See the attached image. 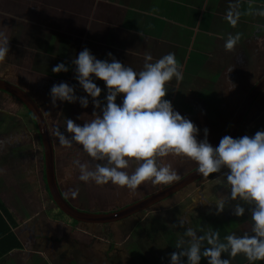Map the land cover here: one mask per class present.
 Wrapping results in <instances>:
<instances>
[{
	"label": "rangeland",
	"instance_id": "rangeland-1",
	"mask_svg": "<svg viewBox=\"0 0 264 264\" xmlns=\"http://www.w3.org/2000/svg\"><path fill=\"white\" fill-rule=\"evenodd\" d=\"M120 1L136 11L141 10V6H144L143 2H148V0ZM164 1L165 3H163L161 10H158V15L172 21L169 22L171 28L168 27V29H172L173 24H176V22L178 28L188 27L192 23L195 26V28H192L194 31L195 29H206L207 32H205L204 38L205 40L208 39V43L210 40V43L212 40L216 43V52H213L210 44L200 47L197 42L193 46H197L198 49L193 50L192 47L191 51L193 53L189 49L184 51L182 49L178 51L167 49V52L175 54L183 72V79L178 82L175 80L168 82L166 85L168 91L163 97L170 100L173 108L182 116L190 118L198 129L202 130L206 127L208 129V142L215 146L219 139L227 134L231 120L243 103L246 94L264 75V16L258 14V10L264 9V0H246V5H242L244 1L235 2V0H232L229 2L239 5L227 4L231 5L228 9L226 8L227 5L225 6L228 0H222L223 6L219 12L223 10L226 16L229 12L233 13L237 20L235 25H231L228 20L226 22L225 19H220L217 14L209 16L205 13L197 17L198 21L189 22L184 14L188 7L181 8V5L175 0ZM192 2L194 1L189 0L190 10L195 9ZM196 8L201 9L202 7ZM211 8L216 10L217 6L212 5ZM191 15L194 16L193 13ZM134 16L136 17L137 15ZM139 22L137 19L134 20L135 30H145L146 28ZM41 23L44 24V22ZM212 27L214 30H212ZM165 29H167V26ZM192 29H189V35L193 32ZM117 30L118 32L113 31L110 33L108 38H98L97 33L100 34L101 31L91 37L90 40L101 39L95 43L97 44L95 47L100 52L98 54H105L106 52L113 54L115 52L113 55L116 58L118 50L114 51L112 49L116 44L124 46L123 50L138 49L137 40L139 38L129 35H137L136 33L126 32L121 27ZM236 33H239V40L233 49L225 50L224 47L222 48L221 44H224L228 34ZM258 37H261L260 41L257 40ZM30 45L22 44L16 47L9 44V53L3 61H0V79L11 82L27 91L39 107L42 108L53 142L56 163L55 176L63 196L79 209L102 212L128 205L166 186L154 185L149 180L142 182L135 190H130L110 183L96 186L91 182L85 183L77 179L78 169L73 164V160L88 161L89 167H94L95 163H102V161L92 160L76 143H73L70 147L62 146L58 143L57 137L53 134L54 129L58 128L63 132L65 118H68V115H66V110H63L64 102L58 101L56 106L49 103L48 91L53 83L61 81L72 85L77 97L81 96L80 92L82 89L73 79L71 70L73 66L70 63H66L70 66L69 71L58 72L60 75L53 73L51 68L57 63L56 60L43 56L39 50L41 49L40 47L34 48ZM77 50L78 48L74 47L73 52ZM236 57H238V61ZM186 58H189L188 60L191 63H188ZM235 60L236 64H234ZM119 61L124 63L125 58L123 57ZM205 66L206 68L202 69ZM230 68L231 70L229 71ZM226 71L229 73L227 78L223 74ZM33 77L38 78L34 81H29ZM101 82L99 80L97 84L100 85ZM101 88L103 89V85ZM102 94L103 92H101V96ZM1 104L6 110L10 111V109L6 108V106L8 107L7 102L4 101ZM16 108L15 112L18 114V118L11 116L9 113L0 117V132L4 134L3 136L7 135L9 137L15 129L14 124L18 125L16 128V133L18 134V140L16 141L18 142L17 152H8L5 155L6 157L1 156L0 159L1 166L5 168L4 171L0 170V184L3 185L4 183V187L9 188L10 180L12 181L10 185L17 190L15 194L18 195V205L22 202L25 203L24 206L33 208L44 201L47 202L48 208L52 209L56 205L52 199V201L48 199L44 191V185L41 182L40 173L43 169L42 146L39 136L37 137V128L27 114L26 108L19 101ZM196 109L200 110L197 111ZM92 118L93 112L91 114L86 113L79 116V118L76 116L73 120L76 123H82ZM261 128H264V87L253 100L240 124L237 136L244 134L250 136ZM65 135L68 134L65 133ZM202 135V131H198L197 139L199 140ZM157 163L169 165L177 174L176 180L196 167L195 163L189 158L172 153L159 157ZM133 167L134 165H130L127 170L131 171ZM4 174L8 175L6 180H4ZM218 175L219 173H211L209 177L201 176L199 179L174 192V194L165 196L158 202L118 221L103 225L76 222L73 227L72 238L75 237L74 240H79L81 244H91L93 252L90 255L92 258H97L98 260L96 259L94 262L99 264L103 261L106 262L105 260H108V264L109 261L112 264H150V259L167 249L164 250V244L165 238L171 232V225L168 224L171 219L187 217L189 223L183 227H192L199 232L208 231L209 229L217 231V220L223 219V216L228 218L236 217L231 214L230 209L235 202L228 200L225 202V208L219 214H212L215 211L214 202L217 197H226L228 191L221 184L216 183L215 178ZM220 179L222 180L223 177H220ZM74 190L76 195L72 196L71 192ZM194 197L196 202L193 200ZM247 209L248 206H246V216L250 213ZM49 212L51 213L52 211ZM55 212L57 213V210ZM64 218L68 222L73 223L67 216L64 215ZM156 221L158 224L155 223ZM159 223H162V226ZM86 227H89V229ZM228 227L227 234L235 232L239 235L249 231L250 220L243 216L238 219L236 217V220L229 221ZM218 234L221 241L227 235L222 232ZM98 236L100 237L98 238ZM129 237L135 239L133 242L135 244L129 252L133 257H128L123 253ZM119 241L122 242L120 243ZM116 248L118 249L116 250ZM96 250H101L103 256H96ZM90 262L88 260V262L80 264H90ZM73 264L75 263L73 262Z\"/></svg>",
	"mask_w": 264,
	"mask_h": 264
},
{
	"label": "clouds",
	"instance_id": "clouds-1",
	"mask_svg": "<svg viewBox=\"0 0 264 264\" xmlns=\"http://www.w3.org/2000/svg\"><path fill=\"white\" fill-rule=\"evenodd\" d=\"M258 14L264 16V9L258 10ZM226 19L231 25L237 22L231 12ZM238 40L239 33L228 34L223 47L232 50ZM8 41L9 37L0 31V61L9 53ZM105 56L109 59L97 58L83 47L70 59L73 79L84 95L77 97L74 87L65 81L53 83L48 91L53 106L58 101H78L81 108L92 105V119L76 123L65 118L64 131L57 128L53 133L60 145L70 147L76 143L92 160L102 161L89 167L88 161L73 160L78 169L77 179L96 186L110 183L130 190L149 180L154 185H167L177 179V174L169 165L158 164V158L169 153L187 157L203 177L219 173L216 183L228 190L226 197H217L212 214H219L226 200L235 202L230 209L236 217L244 215L248 206L250 229L239 235L230 232L221 241L215 230L198 232L185 227L175 250L168 253V264H200L202 257L206 264H230V258L237 254H243L249 262L264 259V128L250 136L225 134L213 146L208 142L206 127L198 129L173 108L170 100L163 98L168 82L183 79L174 53L168 52L155 60L150 53H144L139 71L117 60L111 52ZM51 71L67 72L69 67L57 62ZM97 79L103 82V89L95 82ZM198 131L203 133L199 140ZM130 165L134 167L128 171ZM71 195L75 196L76 191ZM193 200L196 202L195 197ZM187 223V217L175 222L180 227Z\"/></svg>",
	"mask_w": 264,
	"mask_h": 264
},
{
	"label": "crops",
	"instance_id": "crops-1",
	"mask_svg": "<svg viewBox=\"0 0 264 264\" xmlns=\"http://www.w3.org/2000/svg\"><path fill=\"white\" fill-rule=\"evenodd\" d=\"M175 1L181 5V8L188 7L184 14L189 22L192 21L194 23L202 13L209 16L217 14L220 19H225L227 22L226 14L223 10L219 12L223 6L222 0H193L192 5L195 9H191L192 12L189 0ZM229 1L232 0H228L225 6L232 3ZM241 1H244L242 5H246V0ZM163 3H165L164 0H148L147 3L143 2L144 6H147H141V10H137V12L133 8L123 4L120 0H0V31H3L9 37L8 43L12 46L18 47V45L22 44H31L34 48L40 47L41 49L39 50L43 56L66 64L83 47H89L90 51L97 58L109 59L104 53L98 54L100 52L95 47L97 45L95 44L96 41L101 39H90L98 31H101L100 34L97 33L98 38H108L110 33L113 31L118 32L117 29L121 27L126 32L137 34L129 35L139 38L137 40L138 49L131 51L127 49L123 50L124 46L117 44L112 49L114 51L118 50L117 60L124 57L125 61L123 62L125 65L132 67L136 71L142 68L143 56L146 52L150 53L153 60H155L168 53L167 49H174L175 51L179 49H182V51L189 49L191 51L192 47L193 50L198 49L197 46H193L197 41L201 43L198 46H202V44L208 46L210 44L213 52H216V43L213 40L211 43V40L209 43L208 39L205 40L204 35L207 31L204 28L200 30L195 29L194 31L192 28H195V26L192 23L188 27L182 25V28H178L176 22V24H173L172 29H168V27L171 28L169 22L172 21L158 15V10H161ZM212 5H216L217 9H212ZM232 5L238 6L239 4L232 3ZM228 7H231V5L226 6L227 9ZM192 13L194 16L191 15ZM134 15L137 16L135 17ZM135 19L140 21L146 29L136 31V27L134 26ZM41 22H44V24ZM166 26L167 29H165ZM114 27L115 29H113ZM190 28L193 32L189 35ZM212 30H214L213 27ZM257 40L260 41L261 37H258ZM221 46L223 48V43ZM74 47L78 48L75 52H73ZM191 52L193 53V51ZM188 59L186 58V61ZM187 62L191 63L189 60ZM66 65L70 69L69 64ZM205 68L206 66L202 69ZM59 73L57 74L60 75ZM98 82L99 79L96 80V83ZM102 85L103 82L99 86ZM80 94L84 95L83 91ZM4 101L7 102L8 107L6 106V108L10 109V111L2 107L3 105L0 106V117L9 113L11 116L18 118V114L15 112L18 102L14 101L10 94H6V92L0 90V104ZM117 103H119V99H117ZM63 110H66L68 118L74 119L76 116H82L86 113L91 114L92 105L89 103L87 108H81L78 105V101L73 103L64 102ZM17 127L18 125L14 124L15 129L9 137L7 135L3 136L4 134L0 132V159L1 156H5L8 152H17ZM36 133L38 137V132ZM1 169L5 170L0 164ZM7 177L8 175L4 174V180ZM10 184H12L11 180ZM10 184L9 188L4 187V183L3 185L0 184V204L9 214L11 218L10 231L19 240L21 246L20 248H12L0 254V264H73V262L80 264L88 262V260L91 261L90 264H99L98 262H94L97 258H92L90 255L93 252L91 244H81L79 240H74L75 237L72 238L74 224L68 222L64 217L56 216L54 207L49 209L47 202L42 201L33 208L24 206L25 203L22 202L18 205V195L15 194L17 190ZM49 211L52 212L50 213ZM1 213L3 214L2 211ZM242 216L250 220V213L247 216L244 213ZM178 219L173 218L168 223L171 225V232L165 238L164 250L167 248L166 251L150 259V264H168V253L175 250L176 241L184 231V227L177 231L180 226H176L175 222ZM232 220H236V217L228 218L223 216V219L217 220V232L227 234L229 221ZM97 224L103 225L106 223ZM159 224L162 226V223ZM86 228L89 229V227ZM134 241L135 239L131 237L126 241L128 244L123 253L128 257L132 256L129 252L135 244H133ZM119 242L121 243L122 241ZM184 246L186 247L187 245L185 244ZM101 253V250H96V256L101 255L102 257L103 254ZM222 256H227V254L222 253ZM261 260L264 262V259ZM105 261L101 262V264H108V260ZM201 261L200 264H206L205 258L202 257ZM109 264L112 263L109 261ZM230 264H252V262H249L243 254H237L235 257L230 258Z\"/></svg>",
	"mask_w": 264,
	"mask_h": 264
},
{
	"label": "water",
	"instance_id": "water-1",
	"mask_svg": "<svg viewBox=\"0 0 264 264\" xmlns=\"http://www.w3.org/2000/svg\"><path fill=\"white\" fill-rule=\"evenodd\" d=\"M264 87V75L261 79L249 90L246 94L243 103L239 106L237 112L233 116L229 125L227 134L236 137L240 124L245 118L249 107L251 106L254 98ZM0 90L7 92L14 96L30 111L33 116L38 136L42 146V160L45 174V181L48 187V192L55 203L56 207L63 212L69 218L76 222L83 223H109L118 221L124 217L132 215L133 213L142 210L160 200L161 198L173 194L184 186L188 185L192 181L199 179L202 175L196 172V168L190 170L178 180L159 188L151 195L144 198L137 199L136 201L120 207L115 210L109 211H87L79 209L73 206L62 194L59 189L56 176H55V159L53 142L50 135V129L47 125L44 114L35 102V100L29 95L28 92L16 86L15 84L6 80L0 79Z\"/></svg>",
	"mask_w": 264,
	"mask_h": 264
},
{
	"label": "trees",
	"instance_id": "trees-1",
	"mask_svg": "<svg viewBox=\"0 0 264 264\" xmlns=\"http://www.w3.org/2000/svg\"><path fill=\"white\" fill-rule=\"evenodd\" d=\"M237 61H238V58H237ZM236 63L237 62L235 60L234 64H236ZM223 74L225 75L226 78L229 77V75H228L229 73L227 71H226V73H223ZM199 110L200 109H198L197 111H199ZM27 114L29 115L32 123L34 124L35 122H34L33 116L31 115L29 110H27ZM199 118H200V116H199ZM40 175H41V182L44 185V191L46 192L48 199L51 200L52 198H51V196H50V194L48 192V187H47L46 181H45L44 168L41 170ZM54 209H55V211L57 210L56 216L59 215L62 218L64 217L65 214L63 212H61L56 206L54 207ZM1 211L3 212V214L1 213ZM69 219H71V218H69ZM71 220L73 222L72 224L76 223L75 220H73V219H71ZM10 221H11V218H10L9 214L6 212L4 207L0 204V254H3L4 252H6V251H8V250H10L12 248H17V247L20 248V246H21L19 240H17V238L13 234V232L10 231V223H11ZM155 223L158 224L157 221ZM180 229H182V227H179L177 229V231H179ZM252 264H264V262L262 260H258V261H252Z\"/></svg>",
	"mask_w": 264,
	"mask_h": 264
},
{
	"label": "flooded vegetation",
	"instance_id": "flooded-vegetation-1",
	"mask_svg": "<svg viewBox=\"0 0 264 264\" xmlns=\"http://www.w3.org/2000/svg\"><path fill=\"white\" fill-rule=\"evenodd\" d=\"M197 43H198V41H197ZM198 44H201V43H198ZM203 46H205V45L202 44V46H200V47H203ZM262 89H263V88H262ZM262 89H261V91H262ZM261 91H260V92H261ZM260 92H259V93H260ZM259 93H258V94H259ZM258 94H257V95H258ZM11 97H12V99H13L14 101H17V102L19 101V100L16 99L14 96L11 95ZM256 97H257V96H256ZM254 99H255V98H254ZM19 103H21V102L19 101ZM21 104H22L23 107H25V105H24L23 103H21ZM251 105H252V104H251ZM0 106H2V104H0ZM2 107H3V106H2ZM25 108H26V107H25ZM26 109H27V108H26ZM27 110H28V109H27ZM44 117H45V116H44ZM34 125H35V123H34ZM35 127H36V125H35ZM236 137H237V136H236ZM173 194H174V193H173ZM202 261H204V260H202ZM202 261H201V262H202Z\"/></svg>",
	"mask_w": 264,
	"mask_h": 264
}]
</instances>
